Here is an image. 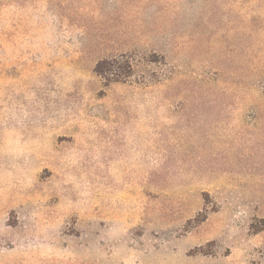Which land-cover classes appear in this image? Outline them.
<instances>
[{"label": "rangeland", "instance_id": "obj_1", "mask_svg": "<svg viewBox=\"0 0 264 264\" xmlns=\"http://www.w3.org/2000/svg\"><path fill=\"white\" fill-rule=\"evenodd\" d=\"M0 264H264V0H0Z\"/></svg>", "mask_w": 264, "mask_h": 264}]
</instances>
